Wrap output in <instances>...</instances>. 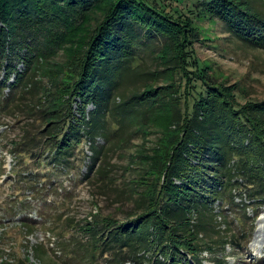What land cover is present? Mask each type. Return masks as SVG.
Returning a JSON list of instances; mask_svg holds the SVG:
<instances>
[{"label":"trees","instance_id":"obj_1","mask_svg":"<svg viewBox=\"0 0 264 264\" xmlns=\"http://www.w3.org/2000/svg\"><path fill=\"white\" fill-rule=\"evenodd\" d=\"M256 1L0 0V114L26 120L10 142L14 159L66 169L90 142L92 168L101 155L93 145L99 131L118 139L124 126L135 133L155 123L167 137L136 157L141 191L130 192L134 209L126 219L97 212L82 225L93 262L204 264L202 254L226 242L204 237L216 228L214 204H235L234 191L249 200L237 216L243 229L250 222L247 241L264 207V99L242 98L237 83L198 59L194 45L203 18L264 49ZM156 37L161 49L146 70L136 48ZM229 242L240 245V238L232 234ZM1 260L32 264L26 255ZM211 261L226 263L216 253Z\"/></svg>","mask_w":264,"mask_h":264},{"label":"rangeland","instance_id":"obj_2","mask_svg":"<svg viewBox=\"0 0 264 264\" xmlns=\"http://www.w3.org/2000/svg\"><path fill=\"white\" fill-rule=\"evenodd\" d=\"M256 4L264 12V0H257ZM197 23L203 28L202 39L194 45L198 59L218 78L226 79L230 84L237 83L244 91L242 98L264 99V49L251 48L237 41L225 31L220 21L211 22L201 18ZM159 42L156 37L136 48L146 70L154 67ZM58 58L62 59V55ZM22 66L19 63V68ZM42 81L46 83L49 77H44ZM78 101L77 97L73 104L75 111L80 103ZM94 108V104H89L87 110L91 112ZM1 114L0 263L2 258L10 260L26 255L32 264H107L92 261L89 233L81 227L89 219L93 220L92 215L97 212L125 220L127 213L133 211L132 198L137 195V191H141V163L136 157L150 153L153 148L167 141L161 126L148 123L135 133L132 132L134 125L129 128L124 126L117 132L118 139L108 138L99 131L93 145L97 149L101 148V155L94 166L91 168L93 160L90 142H84V153H79L76 165L62 169L55 164L39 165L28 160L29 163L21 164L18 159H14L10 142L16 140L26 120L20 123L17 122V116L4 117ZM1 123H8V126ZM98 168L102 169L101 173H98ZM13 170H17L18 180ZM27 170L34 173L30 179ZM130 192L134 197H131ZM234 192L235 204L223 206L224 210L217 202L214 204L216 228L208 229L204 237L226 242L214 246L213 253L204 252V264H214L211 258L215 253L217 257L225 258V264H264V221L260 236L252 246L258 222L264 216V207L245 241L242 234L249 231L250 222L245 220L243 229L237 216L243 214L242 203L247 204L249 200L245 191L243 194ZM251 209L248 206V216H252ZM22 220L26 226L20 225ZM232 234L240 238V245L229 242ZM37 245L41 250L38 254Z\"/></svg>","mask_w":264,"mask_h":264},{"label":"bare ground","instance_id":"obj_3","mask_svg":"<svg viewBox=\"0 0 264 264\" xmlns=\"http://www.w3.org/2000/svg\"><path fill=\"white\" fill-rule=\"evenodd\" d=\"M264 221V216H262L261 218H260V221L258 222V229H257V231L255 232V234H254V240H253V242H252V246H254L255 245V242L258 240V237L260 236V234H259V232L261 231V228H262V226H263V224H262V222ZM257 233V234H256Z\"/></svg>","mask_w":264,"mask_h":264}]
</instances>
